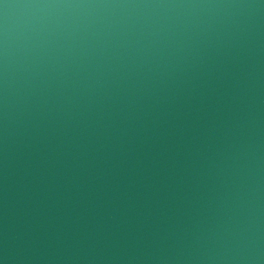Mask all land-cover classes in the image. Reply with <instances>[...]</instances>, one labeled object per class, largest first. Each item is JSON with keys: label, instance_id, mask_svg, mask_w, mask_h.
<instances>
[{"label": "water", "instance_id": "water-1", "mask_svg": "<svg viewBox=\"0 0 264 264\" xmlns=\"http://www.w3.org/2000/svg\"><path fill=\"white\" fill-rule=\"evenodd\" d=\"M0 264H264V0H0Z\"/></svg>", "mask_w": 264, "mask_h": 264}]
</instances>
